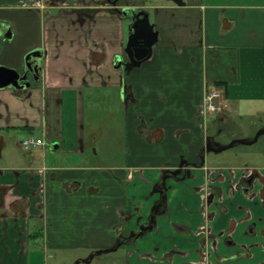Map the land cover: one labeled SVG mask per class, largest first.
Here are the masks:
<instances>
[{
	"label": "crops",
	"instance_id": "1",
	"mask_svg": "<svg viewBox=\"0 0 264 264\" xmlns=\"http://www.w3.org/2000/svg\"><path fill=\"white\" fill-rule=\"evenodd\" d=\"M66 1L0 0V67L22 73L29 52L42 57L37 82L0 89V133L23 132L21 152L0 162V264H31L32 247L120 252L123 264H262L264 149L252 147L264 129L243 118L264 107L242 104L264 103V0H121L158 32L127 74L115 58L128 19L106 0ZM212 87L226 107L207 116ZM30 135L44 145L23 150Z\"/></svg>",
	"mask_w": 264,
	"mask_h": 264
},
{
	"label": "water",
	"instance_id": "2",
	"mask_svg": "<svg viewBox=\"0 0 264 264\" xmlns=\"http://www.w3.org/2000/svg\"><path fill=\"white\" fill-rule=\"evenodd\" d=\"M171 1L182 5L181 0ZM123 11L126 15L130 13V17H125L129 21V35L124 49L128 57V63L122 65L124 73L127 74L130 68L140 65L143 61L150 58L153 47L158 41V32L154 29V24L150 22L148 13L141 10L135 11L127 6ZM4 37L10 38L9 30ZM39 57H41L39 50L29 52L25 57L22 73L13 69L0 67V89L5 87H10L14 90L27 89L30 86L28 75L32 77L34 82H37L40 78L41 68L32 60ZM146 229L148 228L142 227L141 231Z\"/></svg>",
	"mask_w": 264,
	"mask_h": 264
},
{
	"label": "rangeland",
	"instance_id": "3",
	"mask_svg": "<svg viewBox=\"0 0 264 264\" xmlns=\"http://www.w3.org/2000/svg\"><path fill=\"white\" fill-rule=\"evenodd\" d=\"M215 1H220L221 2V1H224V0H215ZM225 1H227V0H225ZM228 1H231V2H238V1L243 2L244 0H228ZM245 1H247V2H259L260 0H245ZM50 14H56V12H51ZM41 22L42 23H40V26H42L43 20ZM1 46H2V44H1V41H0V47ZM233 64H235L234 60H233ZM228 65H230L229 62H228V64L225 62L224 66L220 63L219 66L217 67V69L219 70V72H222L221 69H223V71L225 70L226 75H228L230 73V71L228 69L229 68ZM232 68L233 67H231V70H232ZM21 72H22V70H21ZM213 78H214V76H213ZM122 101H123V99H122ZM247 104L251 105V106L252 105H257V107H264V103H262V104L245 103V104H242L245 109H246ZM88 105L89 106L85 107V110H86L85 113L87 114L88 117L91 116V112H94V111L96 113L99 112L98 113V115H99L101 113H109L112 106L115 108V103L114 102H113V104L102 103L101 104L102 106L98 105L96 103L95 104L94 103H89ZM93 107H94V111H92ZM100 120H101V123H102L101 126H106L107 129L110 127V125L108 124L109 120L107 122L102 120V118ZM243 120H244L243 121L244 124L251 125L252 122L253 123H258L259 127L264 129V114H259V115L255 116V118H253V119L243 118ZM85 121H87V118H86ZM91 122H94V121H91ZM258 125H255V126H258ZM22 133L23 132H17V131L16 132L15 131H9V132L0 133V137L4 138V142L0 143V157H1L0 158V162L1 163L15 159L16 156L21 152L20 149L17 146L15 135L18 134L21 137ZM36 134H38V133H36ZM36 134H34V135H36ZM253 135H254V133H252L250 135V138H252ZM23 138H25V137H23ZM48 143H50V142H48ZM262 146H264V135L260 136L259 142L255 143L252 148H255V149L263 148L264 149V147H262ZM31 251H32L31 258L33 260V262L31 264H123L122 256H121L120 252H119V255H118L120 257L103 256L101 258H99V257L98 258H96V257L94 258L93 256L91 257L90 255H88V256H82L81 254H78L77 256L67 255L63 251H54V250H49V249L48 250H44V249H42V247H40V248L32 247ZM49 255H51L50 258L48 257ZM83 260L85 262H82Z\"/></svg>",
	"mask_w": 264,
	"mask_h": 264
},
{
	"label": "built area",
	"instance_id": "4",
	"mask_svg": "<svg viewBox=\"0 0 264 264\" xmlns=\"http://www.w3.org/2000/svg\"><path fill=\"white\" fill-rule=\"evenodd\" d=\"M225 107L226 105L223 102L222 91L220 89L212 87L205 92L201 107L205 115L213 116ZM43 145L44 141L42 139L32 135L23 138L20 142L21 148L25 151H31Z\"/></svg>",
	"mask_w": 264,
	"mask_h": 264
},
{
	"label": "flooded vegetation",
	"instance_id": "5",
	"mask_svg": "<svg viewBox=\"0 0 264 264\" xmlns=\"http://www.w3.org/2000/svg\"><path fill=\"white\" fill-rule=\"evenodd\" d=\"M120 1L121 0H106V2L107 3H109L110 5H112L111 6V8H113V10L116 12V13H118L119 15H121L122 17H130V13H128L127 15L124 13V11H123V9L127 6L128 8H131V9H134L135 11H137V10H141V11H143V12H145V13H148L146 10H143L142 8H137V7H134V6H129L128 4H123L122 6H121V8L120 7H118L119 5H120ZM66 0H49V8H56V9H63L64 7H67L66 5ZM79 2L81 3V4H84V1L83 0H79ZM124 15H126V16H124ZM154 29H155V26H154ZM156 30V29H155ZM7 33V32H6ZM5 35V34H4ZM126 43H127V41H126ZM126 43H125V46H126ZM125 46H124V49H125ZM154 48V47H153ZM33 51H35V50H33ZM40 51V50H39ZM124 52V55H122V56H117L116 58H115V63H117V65H121V67H122V65L123 64H127L128 63V57H127V54L125 53V51H123ZM42 59V57H39V58H34L32 61L34 62V63H37L38 64V66H40V68H41V60ZM123 68V67H122ZM40 72H41V70H40ZM28 77H29V79L28 80H33L32 79V77L30 76V75H28ZM249 180V185H251V183L252 182H250V179H248ZM264 188V187H263ZM242 248H243V251H244V253H245V256H248V257H250V251H249V249L246 247V246H242ZM263 248H264V245H263ZM234 258H236V257H234ZM234 258H232V259H234ZM262 264H264V262L262 263Z\"/></svg>",
	"mask_w": 264,
	"mask_h": 264
}]
</instances>
